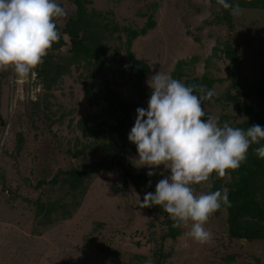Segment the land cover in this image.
I'll return each mask as SVG.
<instances>
[{"label": "rangeland", "instance_id": "obj_1", "mask_svg": "<svg viewBox=\"0 0 264 264\" xmlns=\"http://www.w3.org/2000/svg\"><path fill=\"white\" fill-rule=\"evenodd\" d=\"M57 3L66 12L56 20L60 31L74 15L75 6L70 0ZM86 7L102 11L106 14L103 21L113 18L120 27L140 29L152 17L154 27L131 45L134 56L151 69L142 81L145 88L151 90L147 83L151 76L159 71L170 74L175 62L184 59L187 76L207 75L216 80L215 95L204 103V109L219 118L220 126L227 122L238 127L256 119L223 100L231 82V63L223 49L230 46L238 53L239 86L264 87V0L253 8L240 7L237 15L223 9L217 0H89ZM62 36L65 44L51 51L58 56L55 60L69 54L70 37ZM124 41V30L108 39L111 69L105 76L89 71L83 63L71 64L46 89L37 72L39 66L26 77L11 69L0 71V264H155L158 260L162 264H264V231L263 237L250 240L230 235L223 206L205 225L213 233L212 242L200 245L187 234L190 225L180 227L176 238H162L164 212L140 208L142 190L129 180L123 183L119 167L87 175L83 193L75 197L67 193L62 176L57 184L48 182L59 170L101 158V140L87 136L80 119L96 114L89 126L104 121L100 125L106 127L115 122L103 111V101L88 104L83 82L101 84L105 77L125 99L138 100L135 78H127L130 61ZM248 103L264 117V96L253 95ZM78 151L81 153L76 155ZM251 156L249 148L247 160L221 178V190L235 189L241 177H246L249 194L264 205V159H260L259 169L248 173ZM136 159L137 150L129 146L125 165L134 173L154 171L150 177L154 189L170 175L163 165L137 167ZM216 178L213 172L211 179ZM41 180L46 182L39 185ZM193 189L197 196L209 192L207 182L193 185ZM37 203H65L66 212L62 214L57 207L51 215L35 217Z\"/></svg>", "mask_w": 264, "mask_h": 264}, {"label": "clouds", "instance_id": "obj_2", "mask_svg": "<svg viewBox=\"0 0 264 264\" xmlns=\"http://www.w3.org/2000/svg\"><path fill=\"white\" fill-rule=\"evenodd\" d=\"M217 3L239 14V3ZM65 15L57 0H0V71L30 75L60 39L56 20ZM147 83L152 90L148 107L136 109L128 140L136 146L135 166L163 165L170 175L156 183L154 193L144 195L139 207L159 206L174 228L190 225L187 234L194 242L210 244L213 233L205 225L222 206H230L228 193L216 190L197 196L193 185L207 182L211 188L213 172L222 178L228 170H237L247 160L250 146L264 140V127L256 124L244 130L227 122L220 126L219 118L204 109V101L215 95L205 85L186 86L161 71ZM254 151L264 159V146Z\"/></svg>", "mask_w": 264, "mask_h": 264}, {"label": "trees", "instance_id": "obj_3", "mask_svg": "<svg viewBox=\"0 0 264 264\" xmlns=\"http://www.w3.org/2000/svg\"><path fill=\"white\" fill-rule=\"evenodd\" d=\"M75 6V13L69 17L63 28L59 31L60 39L55 42L48 54L43 58L42 64L39 65L37 72L42 77L44 87L50 89L61 76L68 71L71 64L83 63L86 69L97 74L105 76L111 69V62L108 59V45L107 41L115 32L125 31L124 50L130 61L127 66V78H135V89L138 93V100L130 102L117 90H115L111 82L104 77L101 84L82 83L83 92L88 104L98 105L103 101L106 105L103 111L110 117L115 119L114 123L101 127L105 124L104 121L89 126L88 121H94L98 116L96 114L80 119L79 123L85 129L87 136H92L94 139L101 140V158L98 161L89 164L73 167L67 170H59L48 182L57 184L58 177L62 176V182L67 186V193L75 197L76 194H82L81 188L84 185V179L87 175L97 171L110 170L114 167H119L122 170V181L127 183L129 180L137 190H142L143 198L148 192H155L152 184L149 185L150 177L147 172L134 173L130 167L125 165V154L127 148L132 146L134 150L136 147L128 140L129 129L132 127L136 118V109L148 107V100L150 99L151 90L145 88L142 84L143 79L150 73L151 69L147 62L137 59L131 51V45L135 38L143 35L147 30L154 27L155 22L149 15L144 26L140 29L131 27H120L115 20L107 19L106 14L92 8L87 10V3L89 0H70ZM263 0H228L229 3H239L240 7L253 8L257 2ZM61 6V5H60ZM63 34L70 37V47L68 55L54 59L57 55L52 54L51 51L58 50L65 44ZM120 39V35H118ZM51 52V53H50ZM224 56L230 61V77L231 82L225 88L223 100L233 104L237 110L244 113L253 114L256 119L251 122H244L239 125V128L245 130L249 125L259 124L264 127V117L260 116L256 108L248 103V99L253 95L264 96V87L258 89H250L238 85V75L240 72L241 60L237 51L232 47L227 46L223 49ZM58 57V56H57ZM194 60V58L192 59ZM187 61L179 59L175 62L173 70L170 72L175 79L182 81L186 86L190 85H205L207 89L214 90L213 84L216 81L207 75L189 77L185 73V65ZM185 76V77H184ZM184 77V78H183ZM195 94L200 95L199 92ZM145 100V103L143 102ZM207 100L204 101V103ZM101 124V125H100ZM102 137V138H100ZM255 145V146H253ZM250 146L252 156L250 157L249 172L253 173L262 165L260 159L255 153V148L264 146V140L260 144H253ZM81 153L78 151L76 155ZM262 160V159H261ZM45 180L38 182L39 185L45 183ZM221 177L211 179V188L209 191L221 190ZM79 189V191H77ZM78 192V193H75ZM230 206H223L227 211V223L230 235L238 238H245L247 240L263 237L264 231V205L259 203L248 192V182L246 177H241L235 189L229 188L227 190ZM76 200L74 204L76 205ZM74 205V206H75ZM65 203L61 204H43L36 205L35 217L42 214V217L51 215L53 211L62 209V214L65 211ZM148 212L152 213L155 210L163 211L159 206L153 205L147 207ZM66 212V211H65ZM164 212V211H163ZM70 212H68L69 214ZM65 214V213H64ZM164 224L166 231L162 238H176L180 234V228L173 227V221L168 214L164 212ZM247 217L250 221L245 220ZM244 219V220H243ZM253 220V222H251ZM251 222V223H250ZM264 238V237H263ZM155 264H162L159 260Z\"/></svg>", "mask_w": 264, "mask_h": 264}, {"label": "water", "instance_id": "obj_4", "mask_svg": "<svg viewBox=\"0 0 264 264\" xmlns=\"http://www.w3.org/2000/svg\"><path fill=\"white\" fill-rule=\"evenodd\" d=\"M0 123H2V117H1V114H0Z\"/></svg>", "mask_w": 264, "mask_h": 264}]
</instances>
